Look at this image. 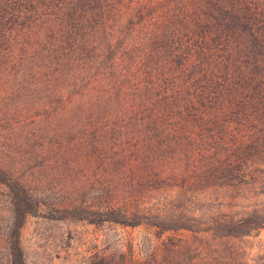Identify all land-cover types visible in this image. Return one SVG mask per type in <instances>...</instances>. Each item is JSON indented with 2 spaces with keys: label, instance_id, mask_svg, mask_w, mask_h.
<instances>
[{
  "label": "trees",
  "instance_id": "obj_1",
  "mask_svg": "<svg viewBox=\"0 0 264 264\" xmlns=\"http://www.w3.org/2000/svg\"><path fill=\"white\" fill-rule=\"evenodd\" d=\"M1 96L17 98L1 112L14 135L97 190L55 206L61 218L200 238L264 228L257 199L208 217L184 205L264 189V0H0ZM0 184L9 264H27L21 229L43 201L5 166Z\"/></svg>",
  "mask_w": 264,
  "mask_h": 264
},
{
  "label": "rangeland",
  "instance_id": "obj_2",
  "mask_svg": "<svg viewBox=\"0 0 264 264\" xmlns=\"http://www.w3.org/2000/svg\"><path fill=\"white\" fill-rule=\"evenodd\" d=\"M1 97L0 166L23 178L43 201L37 214L29 215L21 229V246L27 264H252L264 255V228L239 238H200L189 232L162 233L146 224L136 227L116 223L95 225L61 218L63 215L55 212V206L71 200L92 199L98 195L97 190L85 177L79 176L83 173L81 166H71L72 174L70 165L51 159L54 153L36 149L35 140L31 141L25 134L27 129L23 130L24 137L14 135L15 119L2 122L1 112L12 107L17 98ZM20 137L28 142L24 149L16 143ZM7 148L11 153L6 151ZM18 153L26 161L16 159L14 155ZM75 153L74 150L71 154ZM261 190L264 189H211L185 200L184 205L192 214L204 217L212 212L239 214L250 208L251 198L259 201L257 208L264 209V193L259 194ZM8 209L7 190L0 184V264H9ZM196 248L199 252L195 251Z\"/></svg>",
  "mask_w": 264,
  "mask_h": 264
}]
</instances>
